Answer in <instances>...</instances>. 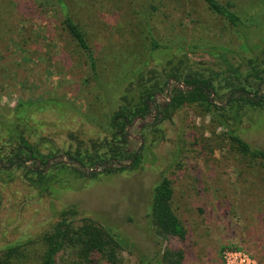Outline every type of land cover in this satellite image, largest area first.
<instances>
[{
	"label": "rangeland",
	"instance_id": "374dc122",
	"mask_svg": "<svg viewBox=\"0 0 264 264\" xmlns=\"http://www.w3.org/2000/svg\"><path fill=\"white\" fill-rule=\"evenodd\" d=\"M69 1L73 17L89 32L103 87L91 78L88 63L62 27L56 0H0V107L13 108L19 100L62 97L65 102L61 110L54 106L34 112L29 120L34 130L25 133L40 155H59L49 166L79 169L65 151L79 157L94 150L104 155L107 113L121 103L123 92L117 82L139 67L138 59L149 58L145 77L164 87L158 103L178 86L172 78L166 81L167 75L177 76L183 68L180 72L212 77L220 88L215 102L224 105L226 82L243 80L250 71L244 59L260 56L264 49V0H219L230 3L250 25L243 29L245 38L202 0ZM146 1L161 2L150 23L155 39L170 43L173 50H144L137 27L140 16L134 11ZM179 45L181 52L173 53ZM249 81L264 92L263 82L255 77ZM153 112L127 127L124 149L138 152L140 162L121 172L91 177L88 166L86 175L70 174L64 182H50L55 191H42L23 178L22 170L8 169L6 161H0V254L17 240H38L61 209L75 205V225L84 219L107 221L132 243L133 252L121 251L120 257L137 264L140 254L152 256L157 250L146 214L153 185L163 175L172 181L173 208L186 229L185 239L171 238L163 245L182 248L184 264H227L226 250L251 264H264V166L250 167L231 146L226 128L197 107L173 110L157 124ZM234 127L245 141L264 149V109ZM2 143L0 138L1 153H6ZM34 165L28 162L25 168ZM46 173L56 169L51 166ZM73 255L67 250L61 259ZM35 257L28 264H36ZM57 264H64L60 257Z\"/></svg>",
	"mask_w": 264,
	"mask_h": 264
},
{
	"label": "trees",
	"instance_id": "16d2710c",
	"mask_svg": "<svg viewBox=\"0 0 264 264\" xmlns=\"http://www.w3.org/2000/svg\"><path fill=\"white\" fill-rule=\"evenodd\" d=\"M56 1L62 13V27L88 63L91 78L103 87L105 84L100 79L101 64L94 54L88 30L84 24L73 17L69 0ZM202 1L211 13L225 19L245 38L247 32L245 33L243 29L251 27L241 21L231 9L230 3L225 4L219 0ZM160 4L161 2L154 4L146 1V4L140 5V10L134 11L137 16H140L137 27L146 52L159 49L173 50V45L170 43L163 44L155 39L154 27L150 23L159 10ZM192 48L196 47L192 46ZM175 50L173 53L179 54L182 46L179 45ZM178 61L179 66H183V60L178 58ZM244 61L250 67L249 73L237 83L226 82L225 87L228 89L225 97L226 104L220 105L215 102V99L220 96V88L215 84V80L202 74L180 72L183 68L178 70L177 76L173 72L167 75L166 81L167 78H172L178 86H174L166 99L158 103L157 97L164 91V87L158 82H150L151 78L145 77L149 58L138 59L139 67L124 73L121 80L117 82L123 92L120 96L121 103L116 109L107 113L104 127L109 134V141L104 155L99 150L87 151L84 157L73 155L70 151L64 152L63 155L67 156L72 164H77L79 169L64 164L49 166V161L59 155H40L36 146L25 136L27 131L34 130L29 124L34 112L54 106L61 110L60 106L65 103L62 97L37 101L19 100L13 108L0 107V138H3L2 145L8 147L6 153H1L0 150V161H6L8 169L15 166V169L22 170L23 178L38 189L55 191L50 185L51 181L64 182V178L70 174L84 176L87 174L85 168L88 166L90 168L88 175L91 177H97L103 173L113 174L137 166L140 162V154L124 149L128 137L127 127H130L135 120L145 121L150 118L153 111H156L153 120L154 124H157L173 110L197 107L204 114H209L219 126L226 128V137L231 146L242 159L248 162L250 167L254 169L257 166L262 167L264 166V149L245 141L237 133L234 125L243 117H249L253 111L264 109V92L249 81V78L255 77L264 83L262 76L264 49L262 55H249ZM168 63L170 64L171 61L169 60ZM68 103L67 105L73 107L71 102ZM179 150L178 147L177 151ZM124 160H129L131 165L122 164ZM28 162L35 164V167L26 170L25 165ZM114 163L117 165L114 166ZM51 166L56 169V173H46ZM9 172V177H12L13 173L10 170ZM261 178L264 181V175ZM77 213L75 205L67 206L59 211L58 219L38 237V240L26 238L8 244L0 254V264H28L33 255L38 257L36 264H57L59 257L64 264H126L119 254L124 250L133 252L131 241L122 238L115 227L107 221L97 223L92 219H84L82 224L75 225ZM146 215L157 250L152 256L140 254L137 264H184L185 255L182 248L163 245L171 238L182 240L186 236V229L173 208V187L168 177L162 175L153 185ZM67 250L74 252L72 259H64V257L61 259V254H65Z\"/></svg>",
	"mask_w": 264,
	"mask_h": 264
},
{
	"label": "built area",
	"instance_id": "2783aa9c",
	"mask_svg": "<svg viewBox=\"0 0 264 264\" xmlns=\"http://www.w3.org/2000/svg\"><path fill=\"white\" fill-rule=\"evenodd\" d=\"M239 258V262L236 259ZM224 259L227 264H251L249 259L247 258H240V255L234 250H226L224 252Z\"/></svg>",
	"mask_w": 264,
	"mask_h": 264
},
{
	"label": "flooded vegetation",
	"instance_id": "af4514ba",
	"mask_svg": "<svg viewBox=\"0 0 264 264\" xmlns=\"http://www.w3.org/2000/svg\"><path fill=\"white\" fill-rule=\"evenodd\" d=\"M136 121V120H135Z\"/></svg>",
	"mask_w": 264,
	"mask_h": 264
}]
</instances>
